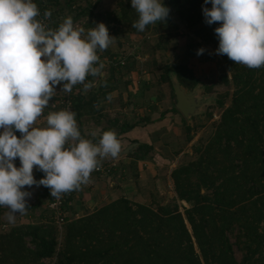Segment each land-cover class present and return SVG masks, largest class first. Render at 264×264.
<instances>
[{"label":"trees","instance_id":"obj_1","mask_svg":"<svg viewBox=\"0 0 264 264\" xmlns=\"http://www.w3.org/2000/svg\"><path fill=\"white\" fill-rule=\"evenodd\" d=\"M170 3L173 14L168 13L164 22L146 26L143 32L132 27L138 13L130 1L121 4L119 14L108 12L106 17L118 23L128 22V29L136 33L157 30L159 34L152 47L156 51L169 48L168 36L172 35L169 24L174 22L168 20L174 15L191 33L218 48L214 30L221 22L208 25L202 11L211 5L205 4V0H170ZM83 15L89 16L85 26H91L94 23L91 17L101 14L93 13V5L83 6L63 19L70 16L75 21ZM61 23L63 20L52 16L49 26L55 30ZM161 29H165L163 33ZM221 56L226 69L220 81L234 85L230 101L225 104L223 97L218 98L222 109L207 141L195 146L196 155L192 159L181 162L170 172L176 200L189 204L183 211L177 202L154 207L119 196L81 216L66 219L61 231L52 218L25 222L0 232V264H11L14 259L21 260V264H47L41 260L43 257H55L52 264H264V66L252 69ZM125 63L123 68L127 71L136 67L130 61ZM119 67L112 66L111 75L101 79L99 88L108 87L105 97L115 87L111 79L114 69ZM171 68L178 81L188 88L201 81L190 65L180 61L163 64L158 74L161 81L170 83ZM87 77L88 82L93 79L91 75ZM143 84L147 87V83ZM210 87L211 84L206 86ZM72 101L80 131L86 102L80 86ZM168 110L178 108L173 103L159 117ZM152 120L145 115L133 122L123 121L116 135L139 122ZM14 134L17 138L22 135L15 130ZM81 136L93 142L99 139L83 133ZM140 145L145 148L134 155L136 158H144L151 148V143ZM44 176L38 169L33 172L37 181ZM41 197L40 194L37 200L28 202V209L36 208ZM58 234L62 236L60 241ZM26 235L33 247L25 245ZM235 246L241 252L240 258L236 257Z\"/></svg>","mask_w":264,"mask_h":264},{"label":"clouds","instance_id":"obj_2","mask_svg":"<svg viewBox=\"0 0 264 264\" xmlns=\"http://www.w3.org/2000/svg\"><path fill=\"white\" fill-rule=\"evenodd\" d=\"M210 2L211 8L202 11L208 25L221 22L214 30L216 54L248 68L264 66V0ZM131 7L138 13L132 27L140 32L164 22L169 13L161 0H131ZM39 14L33 0H0V206L7 208L11 224L29 208L31 192L21 190L25 185H43L60 199L88 183L104 158L121 152L114 130L92 132L99 137L96 143L83 138L69 109L49 112L46 127L33 126L49 106L55 86L65 93L77 84L89 90L86 77H102L97 50H106L116 38L102 22L85 30L74 27L69 16L53 30L36 19ZM50 16L45 11V19ZM203 52L198 49L197 55ZM17 157L19 168L13 163ZM34 166L45 173L39 181L33 177Z\"/></svg>","mask_w":264,"mask_h":264},{"label":"rangeland","instance_id":"obj_3","mask_svg":"<svg viewBox=\"0 0 264 264\" xmlns=\"http://www.w3.org/2000/svg\"><path fill=\"white\" fill-rule=\"evenodd\" d=\"M126 1H130L131 3V0H105L106 3L104 7L103 4H101L102 0L97 2V5L95 4L96 0H33V3H35L37 7L44 6L43 11H50L51 19L52 16H54L59 21L63 20L64 15L67 16L83 6L90 7L93 5L94 12H97L98 9H102L100 16L103 17V20L95 21L91 26H85V22L89 20V16L83 15L79 19L73 21V24L74 27H83L87 30L91 27H95L97 22H102L106 25L109 35L116 37L114 42L110 44L111 47H108L104 51L97 50L99 63L104 65V76L111 73L112 66H121L113 71L114 80L112 83L115 86L113 88L115 94L114 96H110L109 93V97H106L110 98L111 106L109 109L103 111V116H101L104 117L103 123H108L109 119L112 117L121 121L124 117L128 120H139L140 117L149 115L150 118L153 119L148 123L141 122L140 124H137L140 126L138 128L139 131L142 132L127 137L125 143L121 145V149L123 148L121 157L120 154L115 157L118 158L117 162L119 165L117 166L123 168L121 167V164L125 162L123 161V158H127L128 156L132 157V162L135 159H141L134 156L136 153L142 152L145 148V146L141 147L140 143H151V148L148 149L146 156L143 158L144 160L140 161L142 168L146 170L143 179L139 181V175L134 172L131 175V169L128 176L131 175L130 179L136 180V186L142 188V192L146 194L147 197H144L145 199L143 202L154 207L161 203L172 204L177 202L179 209L183 211L184 206H188L189 204L185 200H176V193L170 172L181 162L192 159L196 155L194 150L195 146H201L207 141L222 109V107L219 106L218 98L223 97L224 103H229L234 85L232 83L225 84L220 81V75L226 68L223 66L222 56L216 54L215 50L217 48L211 43L202 40L198 35L191 33L184 22L175 19L176 17L174 18V15L170 16L169 18L171 19L168 20V22H174V25L172 24L169 29L172 33L171 36H168L170 39V41H168L169 48L156 51H154L152 47L157 38H152L149 35V32L142 34H140V32H133L132 29H128L130 28L128 22L123 21L118 23L106 17L107 12H115L119 14L122 8L121 4L126 3ZM69 2H71V5ZM161 2L169 9V13L173 14L170 0H161ZM208 4L211 5L210 0ZM94 5H96L95 8ZM103 9L108 11L105 12ZM169 25H171V23ZM126 30L131 33L130 37L128 34L124 33ZM164 30L165 29H161L160 32L163 33ZM155 33L158 36L159 32L157 30ZM201 48L204 49V52L197 55V50ZM136 52H142L144 54L141 53L140 57H136ZM118 59L123 60V62L119 61L117 63ZM127 61H130L134 66H139V69H137L135 73L127 71L126 68H123V65H125V62ZM138 61L140 63H138ZM177 61L190 65L193 72L199 76L201 80L200 83L193 88H188L182 85L177 79L175 70L172 68L168 72L170 83L169 81H161L158 74L161 71L163 64L166 62L173 63ZM94 66H99V64ZM104 76L101 78H104ZM87 78L88 77H86V83H88ZM101 78L98 77L93 83L92 79L90 81L92 85L90 89L94 90L95 87H98V81L100 82ZM144 82L147 83V87L143 84ZM174 82L178 83L180 86H184L189 93L195 91L201 104L198 109L190 115L184 116L178 109V111L168 110L165 112L164 116L160 118V113L165 108H170L173 103L175 104V92L173 95L171 90L173 89L174 91ZM210 84L211 87L206 88V86ZM60 88L61 85L55 86V93L49 101V106L45 108L42 115L38 117L39 121H42L41 119L44 120L46 126V117L49 112L53 111V109L50 108V105L55 100L58 102L61 99L60 95L64 93ZM81 119L84 120L85 117L80 118V121L82 122ZM2 131L3 129H0V132ZM96 142L97 141H94V143ZM133 142L134 144L131 145ZM155 153H159L160 156L162 155L166 158L168 157L169 161L162 159L160 163L156 162ZM162 156L160 158H163ZM105 160L112 162L114 158L109 156L102 161L104 162ZM13 163L17 168L21 166L18 157ZM33 168L38 169L37 166H34ZM151 168L152 170H150ZM97 173L99 175L104 174L101 172ZM128 176L124 174L123 177H120L119 181L124 182ZM154 178H158V182L153 180ZM47 189L48 188H45L43 185L39 187L33 185L27 188V191L31 192V197L28 198V202H34L40 197V194L42 196V201H40V203L45 202V204L39 203L36 208H30L28 210H30L29 212L32 211V213L37 210L40 214L46 216L47 220L48 218H52L54 221L46 205L48 194ZM131 196L133 198L134 196L136 197V195ZM77 199L78 196H76V200ZM7 211L6 207L0 206V232L7 231L14 226H20L25 222H35L38 220V218L36 219L32 213L29 215V213L26 212V214L23 215L17 214L15 223L11 224L7 221L5 216ZM72 216L75 217V214ZM54 223L56 222L54 221ZM62 225H57L60 231ZM61 237L62 236L58 234L59 241L61 240ZM24 240L26 246L33 247L28 235L24 236ZM231 240H234L232 235ZM235 254L237 258H240L241 252L236 246ZM54 259L55 257H43L41 260L47 264H52ZM10 261L14 264H21V260L14 259Z\"/></svg>","mask_w":264,"mask_h":264},{"label":"crops","instance_id":"obj_4","mask_svg":"<svg viewBox=\"0 0 264 264\" xmlns=\"http://www.w3.org/2000/svg\"><path fill=\"white\" fill-rule=\"evenodd\" d=\"M97 2H100V0H96V3H95L96 5H97ZM105 3H106L105 0H102L101 4H103V7H104ZM96 5H94V8L96 7ZM103 10H105V12L108 11L106 9H103ZM101 11H102V9H98L97 12L93 11V13L94 14H101ZM91 19L95 23V21L103 20V17L102 16H99L97 18L91 17ZM171 26L172 25H170V27ZM124 33L128 34L129 37L131 35V33L128 32V30H126ZM149 33H150L149 35L152 38L157 37V34L155 33V31H151ZM109 47H111V46L109 45ZM137 53L138 54H136L135 56L140 57L142 52H137ZM142 54H144V53H142ZM138 63H140V62L138 61ZM103 67H104V65H103ZM137 69H139V66H136L135 68H133L131 70V72L135 73ZM102 73H103V75H102V77H103L105 70L102 69ZM109 75H111V73H108L106 76L108 77ZM106 76H104V77H106ZM97 78L98 77H93L92 83L95 82ZM111 80L112 81L114 80L113 74H112ZM98 83H99V85H100V83L102 84L101 80H100V82L98 81ZM79 86L81 87V94H83L84 99H86V102H84L85 104H83V107H82L83 113L81 115V117L82 118L85 117V119L84 120L81 119L82 122L80 125V128H81L80 133L82 132L84 136L91 135L92 132L97 131V130H99L100 132L107 131V130H109V127L111 128V130H114L116 133V132H118L119 125L123 121L133 122L135 120H138V119H135V120L129 119L128 120V119H125V117H124V119L120 121L117 118L112 117L109 119V120H111V122L108 121V123H106V124L103 123L104 117H101V116H103V111L109 109V107L111 106L110 98H106L104 96L105 91H106V89H108V87L100 89L98 86V87H95L94 90H92V89L84 90L83 85H79ZM90 94H93L92 95L93 97L91 99H90ZM114 94H115V92L112 89L110 91V96L111 95L114 96ZM41 120L42 121H39V119L37 118V120L33 126L34 127H41V128L46 127V125L44 124V120L43 119H41ZM140 123L141 122H139L138 124H140ZM139 127H140L139 125H136L127 131H123V132L118 133L117 139L119 140L120 145H123L125 143L128 136L142 132V131H139V129H138ZM82 133H81V135H82ZM135 140H137V139H135ZM122 149H121V152H122ZM121 152L119 153L120 157H121ZM161 156L159 153H155V159H156L155 161L160 163V161L162 159H165V160L169 159L168 157L166 158L165 156H162L163 158H160ZM117 159L118 158H114V160L112 162H110L109 160L108 161L105 160L104 162L102 161L101 163H103V164H107V165L109 164L108 172L104 173L103 175L101 174L102 175L101 176L97 172L93 171L90 175L89 182L84 184L83 186H81L77 191H75L74 196L72 198V208L76 214L75 217L83 215V214L93 210L95 207L102 205L106 202H109V201H111V200H113L119 196H125V197L131 198L135 201H139V202L141 201L142 203H145L143 201L145 199L144 197H147L146 194H144L142 192V188H139L136 186V184H137L136 180L130 179L133 172L139 175V178H138L139 181L141 179H143V176L146 173V170L142 168L140 161L144 160V159L143 158L138 159V160L135 159L132 162V157L128 156L127 158H123V161H125L123 164H121L122 165L121 167H123V168H119L117 166V165H119V163L117 162ZM33 169H35V168H33ZM130 169H131V175L128 176ZM35 170H33V172ZM126 170H127V172H126ZM150 170H152V168ZM121 171H122V173H121ZM124 174H126V176H128L127 179L124 182L119 181L120 177H123ZM153 180L158 182V178H154ZM27 188H29V186L26 185V187H24V190H27ZM119 193H120V195H119ZM131 195H136V197L134 196V198H133ZM76 196H78L77 200H76ZM41 201H42V199H41ZM40 204H45V202H41ZM29 211L30 210H28L27 213H29V215H30L32 213V211L31 212H29ZM32 214L34 215V217L36 219L38 218L37 221H40V220L46 221L47 220L46 216H44L43 214H40L37 210H35Z\"/></svg>","mask_w":264,"mask_h":264},{"label":"built area","instance_id":"obj_5","mask_svg":"<svg viewBox=\"0 0 264 264\" xmlns=\"http://www.w3.org/2000/svg\"><path fill=\"white\" fill-rule=\"evenodd\" d=\"M38 10H39L40 14L36 17V19L38 21H40L42 24L46 25L47 27H50L49 24L51 22V16L49 18L45 19V17H44L45 11H43V7L39 6ZM119 61L123 62V60L118 59L117 63ZM78 91H79V86H77V85L73 86L71 93H65L64 92L63 94H61L60 95L61 99L58 102H56V100H55L50 105V108L53 109V111L69 109L72 112H74L72 97ZM66 147H67V145H66ZM108 170H109V164L108 165L107 164H101L100 167L98 168V170H94V171L106 173V172H108ZM77 190L62 194L60 199H55L50 195L49 188L47 189L48 194H47L46 205L50 211L51 216L53 217L54 221L57 223L58 226H61L66 221V219L74 217V216H72L75 214L74 210L72 209V198H73L75 191H77Z\"/></svg>","mask_w":264,"mask_h":264},{"label":"water","instance_id":"obj_6","mask_svg":"<svg viewBox=\"0 0 264 264\" xmlns=\"http://www.w3.org/2000/svg\"><path fill=\"white\" fill-rule=\"evenodd\" d=\"M174 92L176 96L175 106L184 116L194 113L201 104L200 100L196 96L195 91L189 93L186 91V88L184 86H180L176 82H174ZM133 144L134 142L131 145ZM24 187H26V185ZM21 190L23 191L24 188H22Z\"/></svg>","mask_w":264,"mask_h":264}]
</instances>
